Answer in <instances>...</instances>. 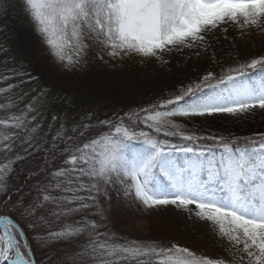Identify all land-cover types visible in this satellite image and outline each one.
<instances>
[{
  "label": "snow or ice",
  "instance_id": "snow-or-ice-1",
  "mask_svg": "<svg viewBox=\"0 0 264 264\" xmlns=\"http://www.w3.org/2000/svg\"><path fill=\"white\" fill-rule=\"evenodd\" d=\"M22 7L43 55L64 71L92 56L164 68L175 52L188 49L189 59L209 53L212 36L233 27L264 38V0H23ZM210 59L218 64L214 51ZM19 75L37 79L13 68L0 81ZM52 96L42 87L36 98ZM26 108L0 119V264H42L25 229L42 251L75 244L61 264H264V132L240 138L182 131L264 114V56L220 64L123 115L97 118L100 131L86 113L70 127L58 123L46 139L42 112ZM35 152L46 154L20 169ZM170 207L206 225L229 258H197L188 247L126 241L113 231L114 210ZM47 259L56 264L59 257Z\"/></svg>",
  "mask_w": 264,
  "mask_h": 264
},
{
  "label": "trees",
  "instance_id": "trees-1",
  "mask_svg": "<svg viewBox=\"0 0 264 264\" xmlns=\"http://www.w3.org/2000/svg\"><path fill=\"white\" fill-rule=\"evenodd\" d=\"M23 0H3L0 4V64L6 63L8 69H16L20 73L30 72L37 79L26 84L27 89L37 93L40 88H46L54 93L52 97H44L55 113H65L67 123H79L86 113L92 118L87 123L94 126L95 131H100L102 125L99 120L112 117L115 114L123 115L131 108L141 105L143 101L154 94L175 89L181 83H191L198 75L207 69H218L220 64L225 66L250 62L251 59L264 56V39L258 41V33L241 36L236 28H229L227 33L217 31L211 38L212 49L200 58L183 52L171 54L170 65L160 68L158 65H142L139 59H131L119 64H103L94 56L76 71H64L49 63L43 55V50L38 39L33 34L31 25L23 11ZM227 37V38H225ZM256 39V41H254ZM262 39V37L260 38ZM214 51L218 64L211 62V52ZM7 62H6V61ZM28 78L27 76H24ZM182 131H190L198 135H208L203 130L188 125ZM42 152L33 164L40 160ZM18 180L20 177L17 178ZM150 210L136 211L126 209L121 215L119 210H114L113 231L124 240L129 239L119 229L126 224L123 218L128 214L132 216L150 217ZM123 217V218H122ZM29 238L35 258L41 260L42 251L32 241L31 233L25 229ZM64 247H56L47 253L53 254L52 258L59 257L56 264L68 259L72 254L75 244L62 243ZM69 247H68V246ZM53 247V246H52ZM67 254V255H66ZM197 258L204 254L196 253ZM42 264H49L48 260Z\"/></svg>",
  "mask_w": 264,
  "mask_h": 264
},
{
  "label": "rangeland",
  "instance_id": "rangeland-1",
  "mask_svg": "<svg viewBox=\"0 0 264 264\" xmlns=\"http://www.w3.org/2000/svg\"><path fill=\"white\" fill-rule=\"evenodd\" d=\"M260 38L261 36L258 35L257 39L261 42L264 38ZM254 41H256V39H254ZM1 47L2 46H0V49ZM184 52L189 55L188 49H184ZM8 70V65L6 63L0 64V73H7ZM21 81H23V83H21ZM30 82L29 78H25L23 75L15 76L8 81H0V88H7L9 84L17 85V87L7 92L0 93V104L11 105L8 108H0V119H6L7 116L12 113L19 115L20 110L27 111L26 106L32 104L37 111L42 112V119L38 117L41 124L40 131H42L46 139H50L52 135H55L54 129L58 126V123H64L65 127H70L71 125L67 123L65 113L58 115V113L53 112L52 107L46 102L44 97L36 98L37 93L27 89L26 84ZM33 114L34 113L30 112L29 117ZM53 116H56L58 120L53 121ZM191 125L203 130L208 135H232L243 138L245 136L256 135L259 132H264V114L256 112L251 118L227 117L225 119L215 120L212 123H195ZM6 131L13 130L8 129ZM21 135H27V133H21ZM5 143H8V141H5ZM16 143H20L19 137L16 138ZM48 146L47 144L43 145L44 148ZM40 153L42 152H35L27 156L24 161L20 162L19 168L22 169L29 161H35ZM9 155H11V153H9ZM3 158V153H0V159ZM150 211V213H152L150 217H143L142 215L132 216L130 214H128L129 216H127V218L122 217L124 219L123 221H126V224L121 227L119 231L125 235L129 241L135 239L140 241H160L166 244L170 242L182 247H188L191 251L204 254L205 257L210 259L229 258L222 242H218L216 237L203 223L186 221L183 216L178 215L171 207L167 212ZM54 246L64 247L62 243ZM54 246L51 247V249H53ZM48 251L51 250L47 249V252ZM56 251L57 249L54 248L53 252L56 253ZM47 252L41 253L40 258L42 261L48 260V256H53L52 253L49 254Z\"/></svg>",
  "mask_w": 264,
  "mask_h": 264
},
{
  "label": "water",
  "instance_id": "water-1",
  "mask_svg": "<svg viewBox=\"0 0 264 264\" xmlns=\"http://www.w3.org/2000/svg\"><path fill=\"white\" fill-rule=\"evenodd\" d=\"M26 237H27V235H26ZM26 242L29 243L28 237H27V239H26ZM29 245H30V243H29ZM30 246H31V245H30Z\"/></svg>",
  "mask_w": 264,
  "mask_h": 264
},
{
  "label": "bare ground",
  "instance_id": "bare-ground-1",
  "mask_svg": "<svg viewBox=\"0 0 264 264\" xmlns=\"http://www.w3.org/2000/svg\"><path fill=\"white\" fill-rule=\"evenodd\" d=\"M27 235V234H26ZM28 237V236H27ZM28 240H29V238H28ZM29 243H30V241H29ZM31 245V244H30Z\"/></svg>",
  "mask_w": 264,
  "mask_h": 264
}]
</instances>
